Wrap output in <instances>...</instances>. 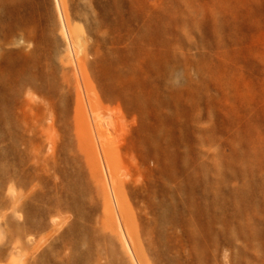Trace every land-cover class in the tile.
Returning a JSON list of instances; mask_svg holds the SVG:
<instances>
[{"label":"rangeland","instance_id":"374dc122","mask_svg":"<svg viewBox=\"0 0 264 264\" xmlns=\"http://www.w3.org/2000/svg\"><path fill=\"white\" fill-rule=\"evenodd\" d=\"M214 165L264 177V0H0V264H251Z\"/></svg>","mask_w":264,"mask_h":264},{"label":"bare ground","instance_id":"6f19581e","mask_svg":"<svg viewBox=\"0 0 264 264\" xmlns=\"http://www.w3.org/2000/svg\"><path fill=\"white\" fill-rule=\"evenodd\" d=\"M76 52L78 58L81 59L83 56L82 48L77 47ZM28 81L29 80L25 79L19 82L18 85L20 89L24 85L29 84L30 82ZM33 88L36 89V91L38 92H42V89L38 86L35 87L33 85ZM129 100L132 101L134 104L135 102H138V98L134 95H132ZM52 108L55 110L56 106ZM54 116L55 121L56 113ZM159 132L161 133V131ZM160 133L156 135L154 134V138L162 139V135ZM234 142L240 143L238 138H236ZM147 143L150 144L151 141L148 140ZM256 150L257 147L254 144L252 147V151H254L255 153ZM258 151V153L261 154L262 151L260 150V147ZM250 157V154L247 152L243 154H237L235 156L234 154H230L227 157L228 160L226 161V163L228 167L233 164L248 163L250 161ZM212 159L213 158H211V160ZM208 164L213 165L210 163ZM37 169L39 173H43L46 167L39 166V168ZM198 170L200 171V173L203 174L202 177H204V174L210 173L213 175L215 174L217 176L214 177L215 179H208V182H205V185L208 189L207 191L213 194L211 205L212 208L215 209L217 207L224 206L223 209L225 208L226 212V207H231L230 213L226 215L227 221L224 224L223 230H221V232L228 233L234 240L241 241L247 250L252 249L260 251V258L251 256L250 262L251 264H264V177L258 180H247L243 183H232L233 181H235L234 177H222L221 171L217 167V165L210 167L200 166ZM41 177L42 176L38 175V180H41ZM178 191L181 192L182 189L178 188ZM222 194L224 195V197L222 196ZM224 203H227V205H224Z\"/></svg>","mask_w":264,"mask_h":264}]
</instances>
